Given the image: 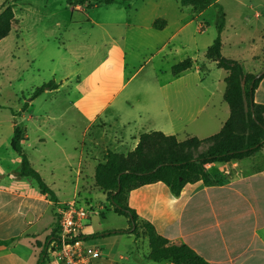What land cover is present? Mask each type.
<instances>
[{"label":"crops","instance_id":"1","mask_svg":"<svg viewBox=\"0 0 264 264\" xmlns=\"http://www.w3.org/2000/svg\"><path fill=\"white\" fill-rule=\"evenodd\" d=\"M215 1L221 4L225 14V24L220 34L221 55L225 40H231L229 45L240 52L241 57L236 60L242 64L243 69L260 75L264 69V59H256L255 54L261 52L264 58V0ZM187 7L195 11L191 6ZM210 7L213 6L209 5L195 12L200 15ZM162 18L165 20V25L160 29L166 28L170 20L167 15H163ZM85 19L89 20L87 17ZM213 23L215 26V20ZM237 25L246 28L247 33L244 30L235 29ZM228 28H232L233 31L226 33ZM176 32L162 40L159 50L164 51V56L167 55L165 50L174 49L175 46L171 44L170 39ZM207 48L200 58L189 57L192 60L191 67L177 76L171 74L172 76L165 80L167 84L160 85L159 88L165 85L168 87L160 99L151 97L141 100L139 96H135V100L141 102L140 111L144 114H121L120 108H123V103L133 104L129 98H124L116 108V98L124 84L115 90H107L97 81L92 80L94 77L91 73H86L79 80L77 86L90 81V87L85 91L76 90L79 95L75 104H77V111L81 113L80 116L85 118L86 126L76 139L79 154L75 179L71 181L74 185L73 197L80 181L85 182L87 180L85 178H88L91 183L86 186L94 184L95 166L103 160L106 151H117L118 146H123L124 137L109 135L107 125L108 128H111V125L106 122H103V126L99 125L93 132L91 130L90 137L85 139L90 127H93L99 118H104L101 115L104 113L105 116L109 109L114 113L112 114L114 122L123 118V122L135 124L134 133L130 135L133 141L128 151L135 147L139 135L144 132L161 131L165 135L176 136L183 132L184 137L196 136L205 139L219 131L229 116L228 105L223 100V80L227 73L222 68L220 69L224 73L213 80L214 82L209 83L207 100L213 96L214 92L221 90L222 101L225 104L219 103L217 109H223V114L214 112L212 114H164L163 111L169 97L172 94L176 95L177 87L190 90V80L183 77L192 69L198 72L205 66L204 62L210 60L205 56ZM104 58H107V55ZM247 58L251 59L249 65L251 69L245 68ZM212 62L215 64V61L212 60ZM193 85L194 87L191 86L193 90L197 87L208 88L200 77ZM60 87L45 89L43 93L58 91ZM96 89L99 91L98 94L92 95ZM34 99L35 97L29 99V106H32ZM91 99L94 102H100L95 111L87 108L88 106L93 108ZM253 101L264 105V77L259 80L254 89ZM64 112L61 111L59 115L51 118L56 119ZM262 115L264 118V112ZM14 124L13 119L9 120V126L0 127V240L6 242L0 244V264H35L37 245L48 236L52 238L57 230V206L68 201L60 199L64 188L59 186L61 184L57 182V175L53 177V171H49L50 180H46L42 165L49 164L50 158L43 149L48 143H53L61 151L64 149L53 137L52 130L39 126L25 127L23 130L25 138L22 141V149L31 166L39 172L44 182L53 191L56 197V203H54L47 194L40 191L33 179L18 175L20 156L10 146ZM69 165L68 162L67 167ZM205 169L212 181L211 184L206 185L201 181L186 183L178 195H172L164 183L160 181L148 183L130 190L126 194V203L135 210L139 221L151 222L156 232L167 238L169 242L188 245L210 264H264V145L241 159L206 163ZM68 181L70 179L67 176L60 180L63 184ZM94 188L97 189L95 186ZM50 209L53 211V218L49 217ZM53 229L55 231L51 235ZM138 231L137 237L132 233H120L132 237L127 243L129 253L124 256L119 255V258L123 259L122 262L112 257L114 253L107 251L104 253L99 245H94L103 252L102 257L96 260L95 264H174L169 260L148 259L146 257L148 251L139 246V239L145 241L147 238L141 234L140 229ZM80 232L82 236H85L83 226ZM84 240L87 245H90L87 238ZM44 264L55 263L45 257Z\"/></svg>","mask_w":264,"mask_h":264},{"label":"rangeland","instance_id":"2","mask_svg":"<svg viewBox=\"0 0 264 264\" xmlns=\"http://www.w3.org/2000/svg\"><path fill=\"white\" fill-rule=\"evenodd\" d=\"M6 5L14 10L16 22L9 34L0 39V127L9 126V120L14 119L23 130L38 126L52 130L53 137L64 151L53 143H48L43 149L50 158L49 164L42 165L46 180H50L49 171H53V177L56 174L57 182L61 184L59 186L64 188L60 199L69 201L74 198L87 210L88 217L83 220L87 242L91 246L99 245L104 253H114L112 257L122 262L119 255L129 253L127 243L132 237L101 233L113 228H129L128 218L113 211L104 191L95 189L92 184L86 186L91 183L88 178H85V182H79L72 196L74 185L71 181L75 179L79 154L76 139L86 126V120L80 116L75 104L79 95L76 90L85 91L90 87V81L79 86L77 83L86 73H91L94 77L92 80L107 90H115L124 84L116 98V108L124 98H129L133 104L123 103L121 114H144L140 111L141 102H137L135 96L141 100L151 97L160 99L168 87H159L162 83L167 84L165 80L172 76V65L186 57L203 56L216 35L213 23L215 8L210 7L197 15L188 5H181L179 0H115L91 8L85 5L71 6L65 0H0V7ZM71 8L79 11L71 13ZM163 15L170 18L169 25L164 29L152 27L153 20ZM235 29L247 33L243 26L237 25ZM175 31V36L170 39L175 47L171 49L169 45L171 50H165L167 55L164 56V51L159 50L161 42ZM232 31V28H228L226 33ZM230 41L225 40L222 56L238 60L240 52L229 45ZM105 55L107 58H104ZM255 55L256 59H264L261 52ZM204 63L205 66L198 72L192 69L186 73L183 78L190 80V90L177 87L176 95L172 94L163 108L164 114L224 113L223 109H217L219 103L225 104L221 90L214 92L207 100L209 83L224 71L217 68L212 60ZM250 64L251 59L247 58L245 68L251 69ZM199 77L208 88L197 87L193 90L191 86L194 87ZM48 81L61 87L52 93H40L29 106V99L34 98L31 97L33 90ZM98 92L96 89L92 95ZM99 103L91 99L93 108H87L95 111ZM61 111L65 112L60 117L51 118ZM112 114L110 109L105 116L103 113L101 116L104 118H99L90 127L85 139L90 137L91 130L93 132L106 122L111 125V128L107 125L109 135L124 137L123 146H118L115 152L126 153L133 141L130 135L134 133L135 124L123 122V118L114 122ZM184 136L183 132L177 135L179 140H183ZM207 145L208 142L184 149L196 156ZM68 162L70 165L67 167ZM66 176L70 181L63 184L60 180ZM49 217L53 218L51 209ZM139 246L149 251L147 239L144 241L140 238Z\"/></svg>","mask_w":264,"mask_h":264},{"label":"trees","instance_id":"3","mask_svg":"<svg viewBox=\"0 0 264 264\" xmlns=\"http://www.w3.org/2000/svg\"><path fill=\"white\" fill-rule=\"evenodd\" d=\"M68 5H85L91 8L100 3L108 4L115 0H65ZM181 5L191 6L195 11L212 5L215 8L216 35L208 46L205 56L215 61L218 68L226 71L224 77L223 100L229 108V116L215 134L200 139L196 136H186L179 140L176 135H165L161 131L141 133L132 150L119 153L107 150L103 160L96 164L93 174L94 186L106 193V197L115 213L128 218L130 226L125 229H111L101 235L133 233L137 237L139 229L147 238L149 251L147 258L153 261L169 260L174 264H210L186 244H173L167 238L158 234L149 221L138 220L135 210L126 203V194L139 186L160 181L172 193L178 195L186 183L201 181L211 184L205 164L210 162H226L241 159L264 145V105L253 101V92L259 80L264 77V69L257 75L243 69L242 64L221 55V31L225 24V14L221 4L215 0H179ZM76 10L71 8V13ZM16 22L14 10L10 5L0 7V39L6 37ZM154 28L165 25L163 18H157L152 23ZM264 48V47H263ZM192 60L184 58L171 67L174 76L179 75L189 67ZM53 81H48L36 87L31 97H35L45 89L55 88ZM239 130V131H238ZM24 131L16 121L10 146L20 156L18 175L33 179L40 191L56 203L53 191L47 186L41 175L35 170L22 149ZM208 142L207 147L198 155L192 156L185 147L198 146ZM54 229L51 235L54 233ZM48 236L37 245V260L35 264H44ZM86 239L87 236H82ZM1 243H6L0 240Z\"/></svg>","mask_w":264,"mask_h":264},{"label":"built area","instance_id":"4","mask_svg":"<svg viewBox=\"0 0 264 264\" xmlns=\"http://www.w3.org/2000/svg\"><path fill=\"white\" fill-rule=\"evenodd\" d=\"M58 227L47 241L46 256L55 264H95L102 257L99 247L87 245L81 237L87 210L72 198L57 206Z\"/></svg>","mask_w":264,"mask_h":264}]
</instances>
